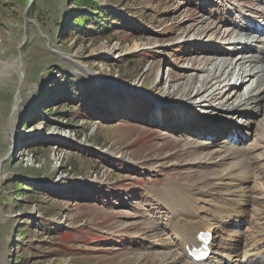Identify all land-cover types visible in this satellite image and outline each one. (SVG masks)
Segmentation results:
<instances>
[{"label":"rangeland","instance_id":"rangeland-1","mask_svg":"<svg viewBox=\"0 0 264 264\" xmlns=\"http://www.w3.org/2000/svg\"><path fill=\"white\" fill-rule=\"evenodd\" d=\"M28 2L0 0V65L23 64L21 75L0 74V264H172L175 249L162 242L170 214L147 190L203 185L189 141L207 142L206 125L223 123L206 108H219L216 99L185 110L209 57L170 44L202 11L234 29L251 0H94L103 15L76 0ZM80 13L84 23L67 30ZM135 45L144 52L129 56ZM176 105L184 110L174 119ZM253 137L249 243L264 234V144ZM218 143L210 148L232 157ZM217 192L203 191L209 207Z\"/></svg>","mask_w":264,"mask_h":264},{"label":"bare ground","instance_id":"bare-ground-1","mask_svg":"<svg viewBox=\"0 0 264 264\" xmlns=\"http://www.w3.org/2000/svg\"><path fill=\"white\" fill-rule=\"evenodd\" d=\"M261 17L264 19V14L261 15ZM209 21L210 20L206 16L205 11H203L202 14H199L194 17L191 22H188L189 25L191 24V27L186 31V34L202 33V31L211 33L219 30L221 25L226 22V20H220L218 23H209ZM229 34L230 32H227L225 35H222L225 43L229 45L226 48L234 51L242 50L240 56H237L235 59H224L219 65L208 64L206 66L208 68H204L201 65L199 68L202 67V72H194L199 76V78H197L198 86L196 85V87L193 88L194 92L192 98H195V100L190 99V102L192 106H195L196 104H204L199 102L210 103L211 100L216 98L223 99L225 103L230 101L231 103L228 107L221 108L220 102L217 103V105L220 104L219 108L210 109L206 105L204 106H206L208 112L212 114L215 113L213 111H217L219 114H226L235 111L233 113L239 114V116L237 118L232 117L231 120L236 121L237 124L244 125L243 119L248 123L251 119V115L260 111V101L264 98V57L262 55L249 54L251 49L246 46V44H251L250 41L252 40H249L248 33H236L234 37H230ZM174 42L170 45L180 46L177 45L178 43L174 44ZM188 43L194 44L195 42L190 41ZM137 47V45L133 46L127 53H134ZM262 48L264 51V44ZM200 50L207 55L214 52V48L212 47H204ZM139 52L140 51L137 53ZM199 52V50L195 51V53ZM191 57L194 58L193 55ZM197 58L201 59L202 57L199 56ZM251 63L254 64L251 65ZM22 65V60L20 58L13 61L11 66L9 64H1L0 74L7 72L11 67L15 68L17 73H20L21 75L23 72ZM219 70L221 73L215 75V72H219ZM170 72H172V70L167 71L168 74H171ZM245 76H250L252 82L255 80V85L253 87L250 85V89L247 92L238 90V87L245 82ZM192 78L193 75H190L191 80ZM231 80L232 83L230 82ZM212 81H214L213 83H215L216 87H214L213 90L211 89V91H208L207 87ZM229 84H233L234 88H236L231 94L226 89ZM15 101L13 107L18 109V98H16ZM178 107L179 105L173 107V109L177 111L174 112V119L183 116L181 111L184 110V108ZM250 110L252 111L249 112ZM206 112L207 111L204 113ZM195 117H197L199 123L202 124L207 116L201 115L200 113ZM262 117L264 118V113H262ZM215 119L218 118L216 117ZM206 127L210 132L209 136L217 139V136H219L220 133L217 132L216 128L211 124L206 125ZM235 128L237 130L239 129V126H235ZM11 133L9 132L8 134L10 135ZM212 145L213 141H211V143L199 142L197 140L189 141L191 153L197 156V158L191 163L190 167H194L195 170L199 169L196 170L199 177H202L203 174L202 182H205L203 185L192 182L189 184L183 182H166V186L160 190L154 188L147 190V193L156 202L161 203L160 205L165 207L170 214L166 223L163 224L165 229L162 230V235L165 238L162 241L163 245L173 246L175 249L172 264H194L187 257L186 248H190L194 243L196 244V236L200 231L208 230L209 232L214 233V239L211 246L216 248L212 252L215 257L212 262H204L201 264H222L225 260L235 263H242L243 260L246 264H264V234L255 237L251 243L244 245H240V242H237L236 244L230 243L221 236V231L227 228V222L239 218L242 214V205L239 204L238 201L230 199L229 201L221 203L222 201L214 199V203L210 207L201 206V201H203L202 198L204 197L203 191L205 189L211 190L212 187H215L219 183L224 184L225 181V186L229 185L234 189H240L241 197L243 198L246 195V192L243 191V189L249 183L248 173L252 172L254 165V162L246 152L235 151L230 152V155H232V158L237 159L238 165L234 167H223V164L228 160V155L220 153L218 150H212L210 148ZM212 172L215 173L213 174ZM2 178L3 171L0 169V181ZM223 191L224 190H222V193ZM219 193L220 192H217V194ZM248 201V207H250L251 202L249 199ZM236 233L229 237L230 241Z\"/></svg>","mask_w":264,"mask_h":264},{"label":"trees","instance_id":"trees-1","mask_svg":"<svg viewBox=\"0 0 264 264\" xmlns=\"http://www.w3.org/2000/svg\"><path fill=\"white\" fill-rule=\"evenodd\" d=\"M35 1L36 0H34V2ZM64 1L67 2L68 0H64ZM76 1L78 2V4H83L84 6L89 7L92 11H94L96 9L99 12L100 15H103L104 12L106 11V10L100 8L99 6H97V4L94 2V0H90V1L89 0H76ZM109 13H110V16H112L113 19L116 20V21H118V22H122L124 20V18L121 15H119V14H115L113 12H109ZM86 16L87 15L86 14H83V13L78 14L76 16L75 20H72V22L68 23V25L66 26L67 27V30L70 29V31H74V30H77V28H80V26L84 23V20L86 19ZM94 23L96 25H101V24H99L97 22H94ZM99 29H101L100 26H99ZM129 62H133V60H130ZM58 84H60V82H58ZM63 88H64L63 89V92L64 93H67V91L65 90L67 88V86L66 87H63ZM13 264H18V260L15 259Z\"/></svg>","mask_w":264,"mask_h":264},{"label":"water","instance_id":"water-1","mask_svg":"<svg viewBox=\"0 0 264 264\" xmlns=\"http://www.w3.org/2000/svg\"><path fill=\"white\" fill-rule=\"evenodd\" d=\"M31 2H32V0L29 1V4H30ZM29 4H28V6H29ZM28 6H27V9H28ZM27 9H26V10H27ZM2 160H3V159H0V169H1V162H2Z\"/></svg>","mask_w":264,"mask_h":264}]
</instances>
